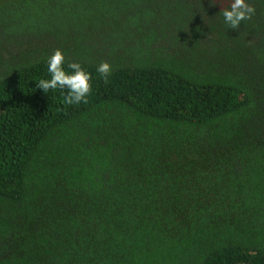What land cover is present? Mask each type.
<instances>
[{"label": "trees", "instance_id": "1", "mask_svg": "<svg viewBox=\"0 0 264 264\" xmlns=\"http://www.w3.org/2000/svg\"><path fill=\"white\" fill-rule=\"evenodd\" d=\"M214 3L0 0V264H264V2Z\"/></svg>", "mask_w": 264, "mask_h": 264}, {"label": "clouds", "instance_id": "2", "mask_svg": "<svg viewBox=\"0 0 264 264\" xmlns=\"http://www.w3.org/2000/svg\"><path fill=\"white\" fill-rule=\"evenodd\" d=\"M210 5H216L214 0H210ZM256 13L257 9L252 0H229V6L222 8L218 15L229 30H239ZM44 63L47 67V78H41L35 83L38 89L44 93L56 91L63 94L69 105L88 103V97L93 91V73L87 70L84 62L70 59L61 48H55L46 55ZM113 70V65L107 61H102L95 67L96 74L105 81L112 75Z\"/></svg>", "mask_w": 264, "mask_h": 264}]
</instances>
